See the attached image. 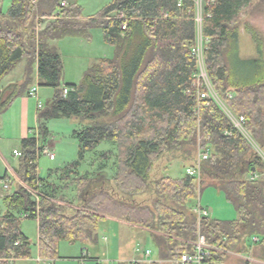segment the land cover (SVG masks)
Segmentation results:
<instances>
[{
    "label": "trees",
    "instance_id": "obj_1",
    "mask_svg": "<svg viewBox=\"0 0 264 264\" xmlns=\"http://www.w3.org/2000/svg\"><path fill=\"white\" fill-rule=\"evenodd\" d=\"M2 2L0 82L23 61L25 74L22 84L5 89L0 114L31 84L34 65L39 85L54 92L36 112V135L20 140L21 156L12 169L35 195L7 174L0 178L16 186L2 196L0 264L30 257V242L20 231L23 218L37 221L41 260L57 258L64 241L96 243L100 221L110 219L150 234L158 261L149 264H167L191 252L198 234L218 250L210 252L209 264L222 263L228 254L252 259L238 264H264V160L221 107L199 99L193 88L195 1L113 0L88 18L76 0H11L5 12ZM252 10H264V0H203L202 53L213 90L235 117L244 119L243 128L264 155L263 43L257 29L242 20ZM54 13L60 17L39 31L43 18ZM93 28L114 47V56L96 60L80 84L62 85L61 58L51 42L88 38ZM241 28L259 56L240 61L235 72L229 48ZM62 118L79 123L72 133L77 159L43 180L38 160L49 137L46 124ZM104 141L109 149L89 158V170L80 173L87 154ZM198 147L210 149L199 182L186 175L151 179L162 158L191 161ZM204 187L222 193L237 218L198 220L191 209Z\"/></svg>",
    "mask_w": 264,
    "mask_h": 264
},
{
    "label": "rangeland",
    "instance_id": "obj_2",
    "mask_svg": "<svg viewBox=\"0 0 264 264\" xmlns=\"http://www.w3.org/2000/svg\"><path fill=\"white\" fill-rule=\"evenodd\" d=\"M81 7L82 15L85 18L96 16L104 7L113 2V0H76ZM11 0H3L2 10L5 12L10 5ZM198 9L202 11L203 3L199 0ZM202 14V13H201ZM243 21H249L262 38L263 43V60H264V10H252L249 14L242 17ZM45 22H47L45 20ZM40 31V30H39ZM52 45L57 49L62 63L61 84H80L85 72L92 64L102 58H112L114 56V47L103 41L102 32L98 28L89 30L88 38L65 37L58 41H53ZM256 44L251 36L240 29L238 38L231 43L229 48L228 60L235 72L239 69L240 61H249L258 59ZM24 62H20L10 73L1 81L0 87L10 83L20 84L23 75ZM35 87L37 99L27 96V89ZM53 89L40 86L33 79L31 84L25 87L21 96L14 99L15 104L11 112L7 113L6 121L0 119V178L7 174L11 177V171L16 165L17 157L13 156V150H19L18 140L5 138L3 133L7 132L12 136L24 132V112L21 111L26 107L27 111L36 110V104L39 103L42 109L51 101ZM29 107V108H28ZM4 123L5 126L4 127ZM49 137L46 143L52 141L54 148L51 153L55 154L51 159L46 154H42L38 160V175L43 180H48L50 173L65 164L71 163L77 159V142L72 137L74 129L79 127L75 119H51L46 124ZM36 122L34 116L29 126L25 128L24 136L36 135ZM30 129L31 131H28ZM2 134V135H1ZM56 144H61L57 146ZM111 144L108 141L101 142L94 153L87 154V160L79 168L80 173L89 170V158L97 156L109 149ZM57 147V148H56ZM197 155L191 161H183V158H174L172 155L162 158L153 168L151 179L169 177L172 179H181L185 177V168L193 165ZM54 179V178H52ZM15 185L9 186L8 190L3 188L0 183V217L5 214L6 209L2 202V196L11 194L15 190ZM70 198V193L66 194ZM66 198V199H68ZM200 205L205 208L209 216L218 219L231 221L237 218L233 206L228 203L223 194L216 191L213 187H204L200 193ZM195 205V204H194ZM126 224L114 220H102L96 230L97 242L87 243H69L61 242L58 247V256L53 260L38 261L37 251V221L32 219H21L20 231L30 242V257L27 259L17 260L15 264H129V262H145L142 253L138 252L140 248L150 250L151 255L147 262L158 261V252L151 236L146 231L139 228L131 229L130 234L122 237L121 233L125 232ZM129 228V226L127 227ZM107 239V242L104 241ZM87 259H85V256ZM170 263V262H168ZM167 263V264H168ZM226 264H238L234 256H228Z\"/></svg>",
    "mask_w": 264,
    "mask_h": 264
},
{
    "label": "built area",
    "instance_id": "obj_3",
    "mask_svg": "<svg viewBox=\"0 0 264 264\" xmlns=\"http://www.w3.org/2000/svg\"><path fill=\"white\" fill-rule=\"evenodd\" d=\"M196 3V7H197V12H196V42L194 44V46L192 47V54L196 60V65H197V71L194 75L195 78V82L193 84V88L195 90V92L197 93V96L199 99H206V100H210L213 101L214 103H216L219 107H221V109L224 111V113L226 114V116L228 117V119L231 121V123L233 124V126L239 130V132L244 136V138L249 142V144L258 152V154L262 157V159L264 160V155L263 153L260 151V149L256 146V144L254 143V141L251 139V137L248 135V133L245 131V129L243 128V122L244 119L242 117H235L225 106L224 104L221 102V99L219 98L218 94L213 90L210 81L208 79L207 73H206V69H205V65H204V60H203V53H202V38H201V20H202V11H200L198 9V4H199V0H194ZM203 3V0H200ZM66 3H62L61 6H65ZM60 14L59 13H54L51 17L49 18H43V20L46 21H52L55 20L56 18H59ZM126 29V22H124L121 25V30H125ZM64 93H67V89H63ZM28 96L29 97H34L37 99V91L36 88L33 87L30 89V91L28 92ZM36 109L37 110H41L42 106L37 103L36 104ZM43 154H46L48 156H51V154L49 153V151L45 150L43 151ZM210 154V149L209 148H202V147H198L197 148V155H196V159L193 163V165L185 168V175L187 177L190 178H195L198 182L200 181V177H201V172H200V165L201 163L206 160L208 158ZM13 156L19 158L21 156V153L17 150L13 151ZM258 175H256L255 173L252 175V178H257ZM11 177L13 179H15L17 182H19L20 184H22L19 179L15 176V174L13 173V171H11ZM9 179H4V180H0V183H2L3 188L5 190H8L10 183H9ZM22 186L28 191L30 192L32 195H35V192L31 189H29L27 186L23 185ZM192 213L194 215H196L197 219L200 220L202 217H206L208 216V212L205 208H203L199 202L195 203V205H193L192 209H191ZM252 240L256 241L255 238H253ZM15 245H17V243H15ZM138 252L142 253V258H144L143 263H151V262H147V259L150 257L151 252L150 250L147 249H143L140 248V250H137ZM212 251H218L214 248H212L211 246H209L206 241L204 236L198 234L197 240L192 244V251L190 252H183L179 258L170 261L171 264H209L207 262V259L210 255V252ZM136 262H131L129 264H135Z\"/></svg>",
    "mask_w": 264,
    "mask_h": 264
},
{
    "label": "crops",
    "instance_id": "obj_4",
    "mask_svg": "<svg viewBox=\"0 0 264 264\" xmlns=\"http://www.w3.org/2000/svg\"><path fill=\"white\" fill-rule=\"evenodd\" d=\"M47 22H49V21H47ZM47 22H45V20L43 21V23L42 24H40L38 27H37V29L38 30H42L44 27H45V24L47 23ZM52 43V42H51ZM24 62V61H23ZM9 74V73H8ZM7 74V75H8ZM24 74H25V62H24V68H23V75H22V78H21V82H20V84H22V82H23V78H24ZM6 75V76H7ZM5 76V77H6ZM4 77V78H5ZM31 77H32V80L33 79H35L37 82H38V79H37V71H36V66L34 65V67H33V70H32V75H31ZM3 78V79H4ZM2 79V80H3ZM1 83V82H0ZM20 84H18V85H20ZM38 84H39V82H38ZM11 85H17V84H14V83H10V84H8V85H5V86H3V87H0V92H1V96H0V99H1V102H3V101H5L6 100V97H7V93L5 92V89L6 88H8L9 86H11ZM75 85H77V84H75ZM30 91V89H27V96H28V92ZM19 96H21V95H19ZM18 96V97H19ZM14 104H15V101L13 100L12 101V103H11V105L8 107V109H6L5 111H3L1 114H0V119H2V121H6V115H7V113H10L11 112V108L14 106ZM29 108V107H28ZM21 111H23L24 112V118H25V120H24V123H25V125H24V132H25V128H27V126H29V122L31 121L32 122V117L34 116V119H35V122H36V112H37V109L33 112L32 110H30V112H28L27 111V109H26V107L25 108H23ZM5 126H7V125H5V123H4V127ZM75 130V129H74ZM73 130V131H74ZM28 131H31L30 129H28ZM24 132L22 133V134H19V135H16V136H12V135H10L9 133H7V132H4L3 133V135H4V137L5 138H12V139H14V140H18V141H20L21 139H23V138H25V136H24ZM73 133V132H72ZM2 135V134H1ZM57 146H60L61 144H56ZM54 148V144L52 143V141H49L48 143H46L45 144V150H47V151H49V153L51 154V156H48L50 159L52 158V157H54L55 156V154H53V153H51V150ZM57 148V147H56ZM54 150H55V148H54ZM13 151H15V150H13ZM16 164H17V162H16ZM66 165V164H65ZM64 165V166H65ZM16 166V165H15ZM14 166V167H15ZM63 166V167H64ZM63 167H61V168H63ZM61 168H57V169H61ZM56 170V169H55ZM4 176V175H3ZM208 212V211H207ZM208 216H209V213H208ZM123 227H125V232H123V234L121 233V235H122V237L123 238H125V236H128L129 234H130V232L129 231H131V229H134L133 227H130L129 226V228H127L126 226H123ZM128 229H129V231H128ZM140 229V228H139ZM141 231H143V230H141ZM24 235V234H23ZM37 239H38V237H37ZM38 241V240H37ZM104 241H106L107 242V239H104ZM87 256L88 255H86L85 256V259H87ZM228 256H234L237 260H239V259H246V260H249L250 262H252V259H250L249 257H245V256H241V255H235V254H228ZM227 256V257H228ZM227 259V258H226ZM225 259V260H226ZM225 260L222 262V263H219V264H226L225 263ZM41 261V259H39L38 258V261H37V263L38 262H40ZM17 261H15L13 264H15ZM129 263H131V261L129 262Z\"/></svg>",
    "mask_w": 264,
    "mask_h": 264
}]
</instances>
